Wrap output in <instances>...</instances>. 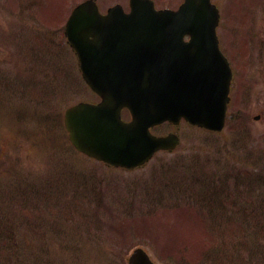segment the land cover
I'll return each mask as SVG.
<instances>
[{"label":"rangeland","instance_id":"obj_1","mask_svg":"<svg viewBox=\"0 0 264 264\" xmlns=\"http://www.w3.org/2000/svg\"><path fill=\"white\" fill-rule=\"evenodd\" d=\"M31 1L0 0V210L4 211L0 212V233L11 235L10 242L0 234V264H128L136 245L147 248L164 264H176L172 259L182 264L169 254L178 247L176 254L187 260L186 264H199L201 252L208 246H201L200 240L195 245L193 237L191 244L194 241L196 250L183 249L180 239L169 247L162 227L169 226V217L176 210L195 212L205 201L212 210L222 209L232 219L231 229L239 228L235 238H224L222 244L227 247L211 250L205 262L264 264V77L260 71L264 70V0H233V4L232 0H220L219 33L227 52L232 50L238 56L240 34L243 42L253 39L246 54L252 65L248 77L254 78V95L248 106V100L242 102L244 115L221 135L184 126L181 145L174 153L159 152L146 167L135 171L101 168L96 160L72 148L61 122L64 111L80 100H94L95 95L81 77L64 32L54 29L57 25L48 20L38 24L37 14L31 11L36 4ZM46 1L43 10L48 11L47 16L62 4H58L60 0ZM98 1L105 10L126 0ZM27 2L30 15L25 14L21 24L20 6ZM9 5L17 16L10 15ZM247 21L254 25L251 30ZM23 27L29 37L32 29L39 32L32 40L39 46L49 41L50 47L41 53L34 51L32 60L29 50L35 42L19 41L24 39L18 36ZM244 29L245 34L251 31V36H245ZM237 107L235 103L231 109ZM254 109L261 110L262 119L249 115ZM200 161L197 170H201L203 181L186 187L191 170ZM93 173L105 181L114 179L110 186H102V194H94L98 200L82 196L94 190ZM142 174L147 180L133 181ZM70 177H74L72 189H63ZM172 179L176 181L171 195L180 198L177 206L169 199ZM54 180L55 186L47 191ZM58 191L61 198L46 200ZM201 195L204 199H198ZM160 199L165 201L159 203ZM210 199L221 205L227 201V207ZM96 202L104 211L100 212ZM111 207L115 213L108 209ZM177 222L173 226L176 233ZM59 226L70 231L71 238L57 233ZM234 246L239 247L236 256ZM227 248L233 252L225 254Z\"/></svg>","mask_w":264,"mask_h":264},{"label":"water","instance_id":"obj_2","mask_svg":"<svg viewBox=\"0 0 264 264\" xmlns=\"http://www.w3.org/2000/svg\"><path fill=\"white\" fill-rule=\"evenodd\" d=\"M218 22L210 0H185L178 10L131 0L130 12L115 5L106 14L95 0L78 4L65 32L84 78L102 100L80 101L65 111L76 148L114 166L134 167L157 149H169V135L151 134L152 125L184 116L221 129L232 73L219 49ZM186 33L190 41H184ZM125 106L131 122L121 119ZM130 264L158 263L139 248Z\"/></svg>","mask_w":264,"mask_h":264},{"label":"trees","instance_id":"obj_3","mask_svg":"<svg viewBox=\"0 0 264 264\" xmlns=\"http://www.w3.org/2000/svg\"><path fill=\"white\" fill-rule=\"evenodd\" d=\"M101 185H103V184H101ZM116 185H117V183H116ZM100 189L102 190V186L100 187ZM27 191H29V189H24V192H27ZM30 191H31V188H30ZM96 191L97 190H94L92 193H95ZM86 196H89L87 199H91L93 197V194H89V195H86ZM93 200H98V199L93 198ZM163 201H165V199H160L158 202L160 203V202H163ZM213 203H215L216 205L220 204L219 202H213ZM98 204H99V202L95 203V205H98ZM98 206L100 208V212L104 211L103 210L104 208L100 207V204ZM207 207H208V205H207ZM0 208L3 209V207H0ZM108 209L110 211H112L113 213H115V210H114L113 207L108 208ZM0 212L4 214L3 210H0ZM212 213H213V217H212L211 220L217 225V227H219L221 229V231L224 232V233L227 231L228 232V236L230 235L231 237L235 238L236 237V233L239 230H238L237 226H235V224H234V226L236 227V229H231L230 226H228V225L232 224V219L230 221V219L228 218L226 213L225 212L222 213V209H213ZM0 216H1V214H0ZM68 217H69V215H68ZM231 232H234V233H231ZM0 234L2 235V238H8V240L11 242V235L7 237V234H5V233L1 232ZM183 234H185V233H183ZM225 235L222 236V235L216 233L213 230H208L207 232H205V231H194L191 235H186V237H184V238L186 240H191L194 237V241H196L195 244H197L198 240H200L202 246H219L218 244H222L223 243ZM194 241H193L192 244H191V241L189 242L190 244L182 243L183 249L192 247L194 245ZM180 243H178V245Z\"/></svg>","mask_w":264,"mask_h":264},{"label":"flooded vegetation","instance_id":"obj_4","mask_svg":"<svg viewBox=\"0 0 264 264\" xmlns=\"http://www.w3.org/2000/svg\"><path fill=\"white\" fill-rule=\"evenodd\" d=\"M157 1L161 2V4L159 3L161 7H168L169 8V0H157ZM34 3L36 4L35 10L32 9L31 11H33L34 15H35V13L37 14L36 21H38V24H40L41 21H45V20L51 21L52 23H55V22L60 23L64 20L67 12L65 13V11H64L63 15L59 16L60 12L58 9H56L49 16H47L48 11L43 10L44 7L48 4V2L46 0H36ZM115 3H121L125 9H128L129 5H130V0H126L124 2L117 1V2H114L113 4H115ZM113 4H111V5H113ZM178 4H179V0H172L170 5L174 7V6H177ZM111 5L107 6V8L110 7ZM42 11H43V13H42ZM26 14L30 15L29 11H26ZM28 19L33 20V18L32 19L28 18Z\"/></svg>","mask_w":264,"mask_h":264}]
</instances>
